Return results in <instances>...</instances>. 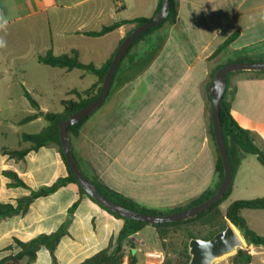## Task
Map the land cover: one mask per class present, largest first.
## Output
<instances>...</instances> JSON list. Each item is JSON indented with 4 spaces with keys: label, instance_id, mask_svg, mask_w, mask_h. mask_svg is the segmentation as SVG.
I'll return each instance as SVG.
<instances>
[{
    "label": "crops",
    "instance_id": "crops-1",
    "mask_svg": "<svg viewBox=\"0 0 264 264\" xmlns=\"http://www.w3.org/2000/svg\"><path fill=\"white\" fill-rule=\"evenodd\" d=\"M176 1V22H164L130 47L102 107L85 120L77 136L70 135L74 156L87 177L164 212L187 205L218 180L208 114L214 73L223 62H238L240 56L262 61L256 58L264 49V0ZM159 4L160 0H0V15L8 21L6 30L0 31L7 41V47L0 48V203L17 206L32 191L68 177L55 144L30 150L19 161L3 150L30 147L22 137L43 131L49 124L47 113H62L63 101L78 100L75 92L92 87L97 92L99 79L94 74L47 66L39 63V56L76 52L81 63L99 68L116 54L134 25L98 37L87 33L116 22L153 18ZM235 33L228 51L212 59ZM226 98L237 123L263 146L264 72L228 74ZM35 114V120L22 123ZM5 171L16 173L28 189L9 187ZM234 190L233 184L232 194ZM76 202L68 235L55 251L56 261L42 248L32 264H81L108 248L125 221L69 183L35 199L25 214L0 219V259L10 253L7 249L15 239L27 242L56 232ZM145 232L153 239L152 249ZM130 240L124 242L123 264H129V255L136 257V264H144L146 253L162 251L152 225ZM252 247L260 250L263 260L257 262L264 264V248Z\"/></svg>",
    "mask_w": 264,
    "mask_h": 264
},
{
    "label": "trees",
    "instance_id": "trees-1",
    "mask_svg": "<svg viewBox=\"0 0 264 264\" xmlns=\"http://www.w3.org/2000/svg\"><path fill=\"white\" fill-rule=\"evenodd\" d=\"M161 4H162V0H160L158 10L160 9ZM177 16H178V3L176 0H171L170 12L165 23H171V24L175 23ZM151 19L152 18L150 19L138 18L129 21L116 22L110 26L104 27L99 32L87 33V35L93 37L102 36L104 34H107L109 32L118 29L120 26L125 24H133L134 28H137ZM158 27L152 28L149 31H147L145 34H143L131 46V48L135 44H137L141 39H143L145 35L155 31ZM237 36H238L237 33L230 36L213 53L211 58H215L219 56L221 53L228 51L230 44L237 38ZM114 56L115 54L112 56L111 59H109L103 66L99 68L92 64L85 65L81 63L78 59V55L76 52H72L69 55L55 56L51 51H49L46 54L39 56L38 58L39 63L47 66L66 68L68 70L80 69L87 73L94 74L99 79V83L97 85V92L93 96L90 95L91 92L94 91L95 87H92L81 93L75 92V95L78 98V100L71 99V100L63 101L62 104L64 106V110L62 113L59 114L47 113L45 115V118L49 122V124L43 131L35 135H23L22 137L23 143L29 144L30 147L18 149V150L4 149L3 153L9 155L10 158L19 161V160H23L30 150H38L39 148H42L44 146L55 144L60 148L62 159L68 168L66 158L62 151V145L59 134V123L61 121L68 120L72 114H74L81 108L89 105L99 96L104 77L113 61ZM236 61L249 62L252 60L249 59L247 56H240V58ZM122 62L123 61H121V63ZM121 63L118 69H120ZM24 95L30 102L31 106L36 111H39L40 108L38 103L32 98V96L26 90L24 91ZM84 96H88V97L84 98ZM208 100L211 105L210 108V116H211L212 102L210 100V97ZM220 115H221L224 137L228 149V154L231 159V163L233 167L232 184L228 189V191L225 193L224 197L206 212L182 220L180 222L152 225L156 229V233L160 241L162 250L167 253V257L162 264H188L191 258L188 248L189 241L193 238H202L205 240L211 239L214 237V235L223 231L226 228L228 222H230L232 225L236 227V232L238 234L239 232L241 233L247 245L264 248V236L258 235L251 228H249L245 218L242 215V211L244 210H264V198H257L253 200H237L230 203L225 210L221 208L223 203L226 200H228L232 194L233 182L236 176L237 169L239 168V166L241 165L244 159V154H252L256 156L258 162L262 166H264V145L263 146L256 145L254 135L250 131L242 128L234 119L231 113V105L226 98V91L220 106ZM37 116H38L37 114L28 116L22 121V123L31 122L35 120ZM84 122L85 120L70 127L69 134L71 136H77ZM210 134L212 136L215 145L212 124H210ZM215 148L217 154L216 173L218 176V180L216 184L212 188L204 192L201 196L189 202L187 205L178 207L171 212L158 211L155 209L142 206L139 203L135 202L134 200L110 189L105 184L99 182L97 179L89 178L86 175L85 176L97 186V188L99 189V191L102 193L103 196L130 210L139 213L149 214V215L171 214L198 205L206 201L216 193L218 187L220 186L223 180L224 169L216 145ZM68 172H69L68 177L59 179L53 186L44 187L38 191H32L29 196L19 199L17 206H14L12 204L0 203V219L12 217L20 214H25L28 211L31 203L35 199L53 194L59 188L64 187L69 183H75L79 186V184L76 182L69 168H68ZM4 175L11 180L9 187H21L28 189L26 183H24L16 173L11 171H5ZM79 190L81 195H86L94 202H96L92 197H90L85 192V190L82 187L79 186ZM96 203L99 204L98 202ZM77 206H78V202H76L69 209L67 220L61 225V227L56 232L52 234L39 235L38 237L27 242H23L18 239H15L14 244L12 246H9L7 249L10 250V253L4 258L0 259V264H32L36 260L39 250L42 248H45L50 252L52 259L55 262L56 261L55 251L58 245L60 244L62 238L68 235V228L73 220L74 212ZM106 210L111 214H113L114 216L123 219L125 221L124 227L117 236V238L115 239V241L113 239L111 240L108 248L102 250L93 257L85 260L81 264H123L124 259L126 257L125 251L123 249L124 242L129 241L131 243L130 238L136 233L140 232L145 226L148 225L144 222L123 218L120 215L113 213L108 209ZM176 233H181L184 235V239L180 243L173 242L174 240L173 235ZM169 245L170 247H172L171 251H169L168 249ZM169 253L172 254L171 257ZM136 261L137 259L135 256L129 255V264H136ZM252 261H253V256L250 255L247 251H243V250H239L238 253L232 257V264H250Z\"/></svg>",
    "mask_w": 264,
    "mask_h": 264
},
{
    "label": "water",
    "instance_id": "water-1",
    "mask_svg": "<svg viewBox=\"0 0 264 264\" xmlns=\"http://www.w3.org/2000/svg\"><path fill=\"white\" fill-rule=\"evenodd\" d=\"M170 6L171 0H162L161 7L155 16L151 20L135 28L124 39L104 77L99 96L92 103L72 114L68 120L59 123L62 151L66 158L68 168L79 186L105 209L123 218L144 222L148 225L175 223L200 215L212 208L224 197L233 181V167L228 154L220 115V106L227 88V75L238 71H264V61L233 62L222 66L213 77L209 90V96L212 102L211 120L215 145L224 169L223 180L214 195L198 205L166 215L139 213L107 199L102 195L97 186L85 176L80 168L73 153L69 128L86 120L102 107L110 92L119 65L130 47L147 31L162 25L167 20ZM188 248L191 257L188 264H216L226 258L235 256L239 250L244 248V240L240 234L236 232V227L228 222L226 228L214 235L211 239H191Z\"/></svg>",
    "mask_w": 264,
    "mask_h": 264
},
{
    "label": "rangeland",
    "instance_id": "rangeland-1",
    "mask_svg": "<svg viewBox=\"0 0 264 264\" xmlns=\"http://www.w3.org/2000/svg\"><path fill=\"white\" fill-rule=\"evenodd\" d=\"M146 37V36H145ZM218 57V56H217ZM212 58V59H216ZM233 60V59H232ZM256 60H262L264 61V49L263 53L256 58ZM228 61L223 62L222 64H227ZM99 83V82H98ZM91 96L95 95L94 91L91 92ZM88 97V96H84ZM210 102L208 100V114L210 115ZM25 130H27L25 128ZM247 156L245 161L243 162V165L237 169L236 176L234 179V193L232 196L229 197L228 200H226L221 208L223 210L226 209V207L237 200H253L257 198H264V166H262L256 156L252 154H244V158ZM249 187H252L251 189ZM243 217L245 218L249 228H251L254 232H256L260 236H264V210H245L243 212ZM251 226V227H250ZM145 240L148 243V248L152 249L154 247V243L152 242V237L148 235V232H145ZM240 236L244 240V248L243 251H248L250 255L256 256L254 264H261L260 261L263 260V257L260 256V253L257 248H253L251 245H247L244 237L239 232ZM173 242L180 243L184 239V235L181 233H176L173 235ZM169 243V242H168ZM169 251L172 250V247L170 245L168 246ZM164 253V261L167 257V253L165 251H161ZM126 254V253H125ZM128 254V253H127ZM170 257L172 256L171 253H169ZM259 255V256H257ZM233 257V256H232ZM232 257L226 258L216 264H232ZM259 261V262H257Z\"/></svg>",
    "mask_w": 264,
    "mask_h": 264
},
{
    "label": "built area",
    "instance_id": "built-area-1",
    "mask_svg": "<svg viewBox=\"0 0 264 264\" xmlns=\"http://www.w3.org/2000/svg\"><path fill=\"white\" fill-rule=\"evenodd\" d=\"M145 257H146V262L144 264H162L165 258L164 253L161 251L160 252H148L145 254Z\"/></svg>",
    "mask_w": 264,
    "mask_h": 264
},
{
    "label": "clouds",
    "instance_id": "clouds-1",
    "mask_svg": "<svg viewBox=\"0 0 264 264\" xmlns=\"http://www.w3.org/2000/svg\"><path fill=\"white\" fill-rule=\"evenodd\" d=\"M8 24V21L3 17V15H0V31H5L6 26ZM7 47V41L4 38V36L0 35V48H6Z\"/></svg>",
    "mask_w": 264,
    "mask_h": 264
}]
</instances>
